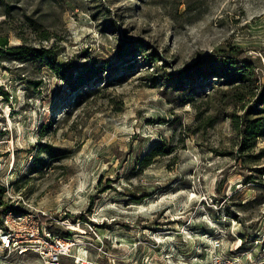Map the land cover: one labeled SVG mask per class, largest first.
<instances>
[{"label": "rangeland", "instance_id": "374dc122", "mask_svg": "<svg viewBox=\"0 0 264 264\" xmlns=\"http://www.w3.org/2000/svg\"><path fill=\"white\" fill-rule=\"evenodd\" d=\"M0 38L3 228L75 239L61 264H264V0H0ZM220 59L252 80L195 75Z\"/></svg>", "mask_w": 264, "mask_h": 264}, {"label": "built area", "instance_id": "2783aa9c", "mask_svg": "<svg viewBox=\"0 0 264 264\" xmlns=\"http://www.w3.org/2000/svg\"><path fill=\"white\" fill-rule=\"evenodd\" d=\"M5 227L0 228V244L20 253L35 252L45 264H61L63 255H70L77 248L76 240L69 236L44 231L30 212L5 214ZM76 263L87 264L83 260Z\"/></svg>", "mask_w": 264, "mask_h": 264}, {"label": "trees", "instance_id": "16d2710c", "mask_svg": "<svg viewBox=\"0 0 264 264\" xmlns=\"http://www.w3.org/2000/svg\"><path fill=\"white\" fill-rule=\"evenodd\" d=\"M7 44V39L6 38H0V45L5 46ZM21 50V49H20ZM39 56L43 59L45 58V63L48 64L51 68L56 70L57 68L55 67V55L51 53L50 49H43L40 51ZM226 57L231 58L230 55H226ZM232 59V58H231ZM204 63V62H203ZM212 63H217V65H214ZM211 65H209L208 70L201 68L202 64L198 66V68L195 70V75L197 74H211V73H216L218 70L224 69V71L221 72L224 76H229L233 79H236L240 82H247L252 80V69L250 67V63L248 61H245V64H241V66H236V67H231L229 66L230 60L228 59H220V60H215L212 62ZM212 67V68H211ZM57 71V70H56ZM63 74V73H60ZM69 80H71V77H68ZM71 88H73V85H71ZM264 98V87L262 91V99ZM241 134L244 135V144L248 145V142L254 141L258 135H263L264 134V121L261 118H258L256 122L251 120H248L247 123H244L242 127H240ZM162 149H160V146L155 144L152 146L151 150L149 151L150 153L147 155L145 158V162L148 163L150 159H152L153 156L156 154H160ZM4 206L3 203H1V207ZM3 212H6V208L2 209ZM3 227V221H0V228Z\"/></svg>", "mask_w": 264, "mask_h": 264}]
</instances>
